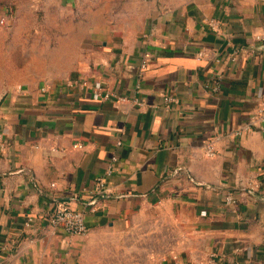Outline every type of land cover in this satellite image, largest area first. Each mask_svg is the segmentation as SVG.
Wrapping results in <instances>:
<instances>
[{
  "label": "crops",
  "instance_id": "1",
  "mask_svg": "<svg viewBox=\"0 0 264 264\" xmlns=\"http://www.w3.org/2000/svg\"><path fill=\"white\" fill-rule=\"evenodd\" d=\"M120 13L76 70L0 105V264H91V234L150 205L179 223L162 264H264V0H126ZM97 84L127 99L97 98ZM58 203L84 212V235L48 222Z\"/></svg>",
  "mask_w": 264,
  "mask_h": 264
},
{
  "label": "rangeland",
  "instance_id": "2",
  "mask_svg": "<svg viewBox=\"0 0 264 264\" xmlns=\"http://www.w3.org/2000/svg\"><path fill=\"white\" fill-rule=\"evenodd\" d=\"M158 5L192 0H150ZM126 0H0V105L11 87L66 76L81 65L94 27L113 22ZM89 43V46H87ZM179 223L150 205L87 239L91 264H150L175 251ZM98 247V248H97Z\"/></svg>",
  "mask_w": 264,
  "mask_h": 264
},
{
  "label": "built area",
  "instance_id": "3",
  "mask_svg": "<svg viewBox=\"0 0 264 264\" xmlns=\"http://www.w3.org/2000/svg\"><path fill=\"white\" fill-rule=\"evenodd\" d=\"M0 23H4V18L0 19ZM209 25L214 28L213 24L211 22H208ZM261 35H256V38H261ZM146 66V61L144 60L141 63V68H144ZM74 82L71 81V83H69L70 85H72ZM80 84L82 86H88L89 84L87 83L86 80H81ZM94 95L97 98L100 99H108L111 97H115L117 100H126L127 97L126 96H122V95H116L115 93H113L112 91L108 90L107 88H104L102 85H92L90 86ZM216 88V87H215ZM168 99H170V97H167ZM137 103H140L137 99H136ZM259 114L261 116L262 119H264V105L261 104L260 108H259ZM242 129H247L246 127H243L241 129H239L237 131V133H240L242 131ZM118 143H120L118 141ZM73 147H81V143H74ZM215 148L211 143H208L205 147V154L207 156H214L215 155ZM113 160L116 159L115 156L112 157ZM111 173V170L108 169L106 171L105 175H108ZM104 175H98L95 177L94 179V183L92 185L91 188L86 189V194L89 195V200H88V204L93 206L95 205V203L98 201L99 197H105L107 195V193L105 192V181H104ZM50 187H54L55 186V182H50L49 183ZM257 186V184L251 186L252 188ZM236 198L231 194V193H226L224 196V202L226 204H231V205H235L236 204ZM48 222L52 225V226H57L62 228L66 233L72 234V235H84L87 230V224L85 221V214L82 210L76 209L74 207H72L71 205H69L68 203H58L56 204L53 209L51 210L50 214L48 215ZM165 257H161L159 260H155L154 262H151L150 264H162V262L165 260Z\"/></svg>",
  "mask_w": 264,
  "mask_h": 264
}]
</instances>
